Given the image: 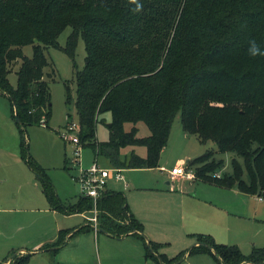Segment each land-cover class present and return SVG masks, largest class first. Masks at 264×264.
I'll return each mask as SVG.
<instances>
[{
	"label": "trees",
	"instance_id": "16d2710c",
	"mask_svg": "<svg viewBox=\"0 0 264 264\" xmlns=\"http://www.w3.org/2000/svg\"><path fill=\"white\" fill-rule=\"evenodd\" d=\"M73 30L63 50L74 60L79 36L86 46L85 66L76 71L75 105L83 148L122 169L157 168L175 118L186 134L217 144L186 163L196 179L219 187L238 184L242 192L264 200V0H0V94L11 102L21 136V156L36 173L50 208L64 214L92 211L90 197L65 203L46 170L29 152L27 127L52 115V93L45 49L57 46L64 29ZM257 51H250L252 43ZM33 45V56L23 47ZM21 60L17 85L9 74ZM72 101L67 84V102ZM110 114V135L97 139V126ZM144 122L150 134H139ZM127 123H131L127 129ZM144 146L146 155L136 148ZM132 147L131 152L122 150ZM234 154V171L217 176L222 160ZM243 157L250 179H243ZM98 230L114 237L133 234L146 257L174 264L194 253H209L221 264H264V247L244 254L237 244L219 243L196 233L197 242L168 258L163 244L148 239L143 223L130 210L123 191L108 189L98 199ZM93 229L60 231L47 246L56 253L70 237ZM51 250V249H50ZM32 253L14 250L9 264H29Z\"/></svg>",
	"mask_w": 264,
	"mask_h": 264
},
{
	"label": "rangeland",
	"instance_id": "374dc122",
	"mask_svg": "<svg viewBox=\"0 0 264 264\" xmlns=\"http://www.w3.org/2000/svg\"><path fill=\"white\" fill-rule=\"evenodd\" d=\"M72 30V26L66 27L58 38V45L49 46L45 49V54L50 62V65L45 68V71L46 73H53L54 70L52 77L48 75L46 77L51 86L52 115L48 119L47 125L32 124L27 127L29 152L50 175L58 196L65 203L77 202L81 193L79 182L74 179V176L78 174L79 167L77 164L71 162L74 158L76 146L65 135V128L71 121H76L80 125V117L75 105L77 96L76 71L84 68L87 55L85 41L82 35L78 39L74 60L63 50V47H66L68 43V38ZM23 51L26 56L32 57L33 45L24 46ZM21 62L19 60L9 74V79L13 86L17 85V71L19 70ZM67 84L70 86L72 96L70 103L67 102ZM6 99L10 102L8 98ZM105 118L107 120L105 122H99L97 126V139L99 141L107 140L110 135L108 123L110 122L111 115L106 114ZM138 125L141 136L150 134V129L144 122H140ZM131 126V123H127L126 125L127 129H130ZM14 136L20 141L21 137L17 124L14 126ZM217 149V144L214 141L209 140L204 143L198 135L186 134L183 130L179 114L174 120L171 137L167 148L162 154L160 164L166 166L165 170L169 172V178L171 179V170L179 164V158L184 156L185 159L189 157L193 159L195 156L208 150ZM131 150L132 147H127L122 150V153L126 154L131 152ZM136 150L141 155L147 154V149L144 146L137 147ZM215 158L218 161H223L221 167L217 169L219 176L223 177L226 174L233 173V153H216ZM237 158L244 165L243 179L248 181L250 175L245 166L244 159L243 157ZM82 160L83 167L90 166L95 160L102 167H111L108 159L105 156L97 157L91 146L83 148ZM22 161L25 167L29 169V179L26 176L23 178L20 176L23 181L21 182V189L18 188L16 182L8 185L10 199L6 202H0V258L2 260L8 257L12 248H14L12 250H18L16 248L23 245L21 241L32 238V235L22 236L28 230H37L36 225H34L36 216L41 215L48 223V215H51L47 211L33 213L30 210L31 208H36L42 212L48 203L41 190L36 173L28 166L23 158ZM18 169L17 165L12 169L15 178L17 177ZM123 174L129 180L131 188H133L131 191L144 186L164 185L165 181L162 177H159L160 171L158 169L136 168L125 170ZM166 174L162 172L161 175L165 176ZM196 183H198V188H196L197 196L195 197V201L200 200L193 208L196 213L201 215L204 213L206 215V212H210L209 210L220 206L225 210L234 212V217L237 219L235 223H229L230 228L227 230V233L221 235L218 239L211 233L217 242L237 244L244 254H250L253 245L264 247V202H260L257 194H244L238 184L232 188H228L229 190L225 192L224 190H219L217 188L218 186L213 182L204 179L187 181L185 188L191 187L190 185ZM114 188L120 190L121 185L115 183ZM131 191L127 190V195ZM15 192L18 194L15 195ZM26 192L29 193L30 199H25L24 194H27ZM90 216H93L92 211ZM197 221V225L203 227H206V224L208 226L210 223L209 219L202 217L197 218ZM70 224H74V218L71 219ZM222 224L224 226L229 225L226 221H223ZM146 225L148 226L149 232L153 235L150 238L160 241L163 244L160 252L165 253L170 259L177 257L183 250L190 248L194 244H184V239L187 236L184 234L185 236L183 237L177 219L172 223L159 222L157 220L154 222L153 219H148ZM93 230L90 234L82 233L72 237L69 244L61 247L56 253L52 250H45L33 254L29 260V264H86L80 261V258H82L81 251L87 252L89 255L93 254L96 263L90 264H99V262L101 264V259L103 261L102 264H106L104 257L109 261L108 264H166L155 258H147L146 247L143 248L142 254L138 252L129 239L116 240L107 235L103 236L105 234H101L100 240H98L95 234L99 231ZM40 233H43V230ZM145 234L148 235L146 232ZM205 234H209V232ZM190 236L193 237L194 235L192 234ZM18 252L20 254L27 253L26 250ZM174 264L221 263L209 253H194L188 255L187 258L185 257L179 263L176 262Z\"/></svg>",
	"mask_w": 264,
	"mask_h": 264
},
{
	"label": "crops",
	"instance_id": "0c3cea01",
	"mask_svg": "<svg viewBox=\"0 0 264 264\" xmlns=\"http://www.w3.org/2000/svg\"><path fill=\"white\" fill-rule=\"evenodd\" d=\"M6 98L7 96L0 94V103H1L0 104L1 106L0 107V202H6L10 199L8 185H11L12 182H16L18 188L21 189V182L23 181L21 180L20 176H22V178L26 176L29 179V169L25 167L22 161V158H21L22 157L21 156V139L19 141L18 138H15L14 136V126L15 124H17L16 119L12 115V106L10 105L11 102H8ZM166 148L167 146L165 147V149ZM189 159L191 158L189 157L185 159V157L183 156L179 158V164L186 163ZM160 162H161V159H160ZM15 165H17L19 168L16 178L14 177L12 173V169ZM165 167H166L165 165L160 164V166L157 168H148V169H158L160 171L159 177H162L165 180L164 185H158V186H152V187L144 186L141 188H135L133 191H131L133 188H131V184L125 176H124V180H111V183L109 184V189L116 190V191H123L126 194L129 208L133 212V214L143 223L144 232H146L149 235V236L146 235L148 239L156 241L150 238V237H153V235L151 232H149L147 228L148 226L146 225L148 219H153L154 222L157 220L159 222L164 221L167 223H170V222L172 223L175 221V219H177V223L179 222L180 231L181 233H183V237L185 236L184 234H186L187 236V238L184 239L185 245H190L192 243L195 244L197 242L195 236L193 237L190 236L192 234L194 235L196 233L209 232V234L212 233L214 237L216 236L217 239L221 235H225L227 233V230L230 228L229 223H235V221L237 220L234 217V212L225 210L221 208L220 206H218L216 208L209 210L210 212H206V215H204V213L203 215L196 213L195 209L193 208L195 204H197L200 201V200L195 201L196 200L195 197L197 196L196 188H198V183L190 185L191 187L185 188L187 181H193V180L183 179V178L171 180L169 178V172L166 170H163V168ZM125 170H131V169H123V171ZM162 172L163 174H166V173L168 174L164 176V175H161ZM115 183L121 185L120 190L114 188ZM126 184L128 185L127 187H125ZM39 185H40V182H39ZM217 188L219 190H224L225 192L229 190L228 188H223L219 186ZM127 190L131 191L130 194L128 195L126 193ZM26 193L27 194H24L25 199H30L29 193L28 192ZM17 194L18 193L15 192V195ZM81 195L82 194L80 193V196ZM259 200L260 202H264V200L261 197H259ZM47 203H48V200H47ZM30 210L33 213H43L47 211L49 212V214H51V215H48L49 216L48 223L46 222L44 217H42L41 215L36 216L35 217L36 221L34 225H36L37 230L33 229L32 231L30 230L26 231V233H24L22 237L26 235H32V238H27V239H24L23 241L20 240L21 244L23 245L16 248L18 249L16 251L26 250L27 252L32 253V256L33 254L38 253V252H43L45 250L48 251L50 249L52 250L54 246H51L50 248H47V246L52 245V243L57 241V239L60 236L61 230L83 226L89 222V219L91 217L90 216L91 211H84V212L73 213V214H64V213H61L57 210L50 208L49 203L47 204V207L43 209L42 212L36 208H31ZM199 217L209 219L210 223L208 224V226L207 224H206V227L197 225V222H198L197 218ZM72 218H74V224H70ZM223 221H226V223H228L229 225L224 226L222 224ZM93 229L90 231L80 232L78 234H82V233L90 234L92 233V231H94ZM41 230H43V233H40ZM198 231H201V232H198ZM78 234L74 236H77ZM101 234H105L103 236L107 235L116 240L129 239L130 242L134 244V247L136 248V250H138V252H141V254H142L143 248L145 247L142 240L131 233L117 238V237L109 235L107 232L103 230H99V232L95 234L98 240H100ZM71 238L72 237H70L68 241L61 247L68 245ZM157 242H160V241H157ZM254 246L255 245H253V247ZM12 249L10 250L8 257L14 251ZM80 254L82 255V258H80V261L86 264L96 263V259H94L93 254L89 255L87 252H82V251L80 252ZM187 257L188 256H186V258ZM104 258L106 260V264H108L109 261L107 260L106 257ZM101 262L103 263L102 259H101ZM9 263L10 261L5 262V260H2L0 258V264H9Z\"/></svg>",
	"mask_w": 264,
	"mask_h": 264
},
{
	"label": "built area",
	"instance_id": "2783aa9c",
	"mask_svg": "<svg viewBox=\"0 0 264 264\" xmlns=\"http://www.w3.org/2000/svg\"><path fill=\"white\" fill-rule=\"evenodd\" d=\"M41 125H47L45 120H42ZM65 135L75 144L74 158L72 163L79 167L78 174L74 179L79 182L81 194L90 197L93 201V216L90 218L93 228L98 230V199L109 189L111 180H124L123 169L118 167H102L95 160L90 166H82V150L83 146L79 137L80 125L76 121H71L66 125ZM165 170V168H163ZM171 179H196V173L193 169L188 168L187 163H180L172 168ZM217 176L219 174L216 173ZM128 185L126 184L125 187Z\"/></svg>",
	"mask_w": 264,
	"mask_h": 264
},
{
	"label": "clouds",
	"instance_id": "9594fccd",
	"mask_svg": "<svg viewBox=\"0 0 264 264\" xmlns=\"http://www.w3.org/2000/svg\"><path fill=\"white\" fill-rule=\"evenodd\" d=\"M258 49H257V45L255 44V42H253L252 43V46H251V48H250V51L254 54L255 53V51H257Z\"/></svg>",
	"mask_w": 264,
	"mask_h": 264
},
{
	"label": "water",
	"instance_id": "95a60500",
	"mask_svg": "<svg viewBox=\"0 0 264 264\" xmlns=\"http://www.w3.org/2000/svg\"><path fill=\"white\" fill-rule=\"evenodd\" d=\"M16 119L18 120V115H16ZM111 124H112V123L109 122V123H108V126H111ZM100 230H102V229H100Z\"/></svg>",
	"mask_w": 264,
	"mask_h": 264
}]
</instances>
